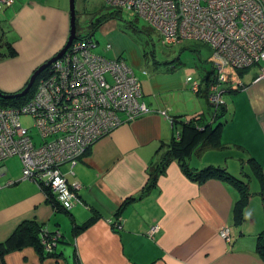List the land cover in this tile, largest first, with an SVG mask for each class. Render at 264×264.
Listing matches in <instances>:
<instances>
[{"label": "crops", "instance_id": "crops-1", "mask_svg": "<svg viewBox=\"0 0 264 264\" xmlns=\"http://www.w3.org/2000/svg\"><path fill=\"white\" fill-rule=\"evenodd\" d=\"M69 6L70 0H16L0 10L2 52L9 46L15 52L0 56L2 92L22 89L32 72L63 47ZM94 31L104 41L101 52L127 57L140 80L141 99L151 111L123 121L73 166H62L67 180L79 184L82 200L69 209L58 207L37 182L22 178L21 164L11 172L9 158L2 161L0 242L25 220L42 225L41 236L45 231L60 233L55 255L41 258L27 245L6 253L3 264H264L256 248L264 235V78L256 79L264 61L237 70L224 85L217 140L200 146L188 160L195 171L215 167L230 176L197 181L173 159L140 195L174 133L168 116H205L199 99L203 95L190 89L182 67L154 65L146 70L140 48L115 19L108 18ZM8 180L14 183L7 185ZM238 181L247 184L246 195ZM114 222L120 223L119 229ZM153 224L159 229L150 237L147 231ZM224 226L229 227V241L220 236Z\"/></svg>", "mask_w": 264, "mask_h": 264}, {"label": "built area", "instance_id": "built-area-1", "mask_svg": "<svg viewBox=\"0 0 264 264\" xmlns=\"http://www.w3.org/2000/svg\"><path fill=\"white\" fill-rule=\"evenodd\" d=\"M104 1L114 9L145 19L160 34L163 44L187 38L209 45L207 62L212 74L208 81L191 76L185 80L194 93H202L216 107L225 104L223 87L237 70L264 61V0ZM15 2L0 0V10ZM97 45L90 36L77 37L37 76L25 101L18 105L0 103V175L2 161L17 156L22 178L37 182L62 209L82 203L79 184L67 180L62 166H73L98 138L123 121L151 111L141 99V83L132 67L123 57L110 58L96 52ZM261 78L264 67L256 77ZM161 113L168 116L165 110ZM22 116L31 119L38 142L31 127L23 125ZM168 119L175 127L173 117ZM174 131L178 138L180 128ZM113 226L119 229L120 223ZM158 229L159 225L153 224L147 234L153 237ZM219 233L225 241L230 240L228 226ZM59 238L58 231H45L41 238L45 251H52Z\"/></svg>", "mask_w": 264, "mask_h": 264}, {"label": "rangeland", "instance_id": "rangeland-1", "mask_svg": "<svg viewBox=\"0 0 264 264\" xmlns=\"http://www.w3.org/2000/svg\"><path fill=\"white\" fill-rule=\"evenodd\" d=\"M75 9L77 37L85 38L91 34V38L98 41L95 51L111 58V56L101 52V48L103 49L105 44L103 45L104 41L100 37L99 32L94 31V24L104 15L113 11L114 8L107 5L104 0H75ZM113 19H115L119 30L126 36L133 38L136 45L140 48L144 57L143 65L146 67V70L154 65L162 67L164 65L174 64L176 67L184 68L185 75L198 78L199 80L203 78L202 76H205L204 74H207L203 79L205 80L204 82L208 81L211 71L209 62L206 61L211 54V47L209 45L187 38L172 45L163 44L160 34L145 19L131 15V13L125 10H120L119 17ZM1 46L0 52H2ZM121 56L135 71L127 57L124 55ZM187 76H185V79ZM224 97L225 95L223 94V99H225ZM199 99L202 101V108L205 110V120L208 123L212 122L213 125H216L218 118L216 117L213 120L215 106L210 104L204 95L199 97ZM21 121L23 125L31 127L34 140L38 142L39 135L35 128L32 127L31 119L28 116H22ZM20 164L17 156L9 157L7 161L8 169L11 172H16V169L20 168Z\"/></svg>", "mask_w": 264, "mask_h": 264}, {"label": "trees", "instance_id": "trees-1", "mask_svg": "<svg viewBox=\"0 0 264 264\" xmlns=\"http://www.w3.org/2000/svg\"><path fill=\"white\" fill-rule=\"evenodd\" d=\"M119 15L120 10L114 9L113 11L100 18L97 23L94 24V26L96 27L100 25L108 18H118ZM14 53V50L9 46L8 52H0V56L13 55ZM33 87L34 85L32 86L29 94L26 96L13 99L0 98V103L3 105H18L29 97L30 93H32L31 91H33ZM224 109V105L216 107L213 120H215L216 117L220 119ZM172 117L175 121L174 128H180L178 138L176 137L174 131L170 142L166 145L167 149L165 153L161 156L159 163L155 166V169H153V171H150V182L147 186V189L144 190V192L140 193V195L147 193L148 189L154 186L157 176L161 172H163L166 164L173 159L177 160L182 166L183 170L197 181H203L209 176L215 175L225 178L230 176L229 173L225 170H221L215 167H204L202 169H199L198 171H195L191 169L188 164V160L200 146L204 145L205 143H215L219 132L220 122H217L216 125H213L212 122L208 123L205 120V116L203 114L194 115L188 119H182L181 115ZM238 184L242 194L246 195L248 193L247 184L241 181H238ZM50 199L52 202H54L53 197H50ZM54 205L58 206L56 202H54ZM42 230V225L38 224L34 220L22 221L7 239L0 242V264H3V257L6 253L12 250L20 249L27 245L34 246L40 254L41 258L55 255V246L52 247V251H45L44 244L41 241ZM257 240V251L262 256H264V235H260Z\"/></svg>", "mask_w": 264, "mask_h": 264}, {"label": "water", "instance_id": "water-1", "mask_svg": "<svg viewBox=\"0 0 264 264\" xmlns=\"http://www.w3.org/2000/svg\"><path fill=\"white\" fill-rule=\"evenodd\" d=\"M69 12H70V28H69V35L67 37L66 43L63 45V47L52 57L48 58L46 61L41 63L30 75L27 83L25 86L20 89L17 92L14 93H5L0 90V98L4 99H13L17 97H22L26 95L30 88L33 86L35 79L37 76L44 71L47 67L50 66V64L55 61L57 58H59L65 51L66 49L70 46L72 41L77 38L76 30H77V25H76V9H75V4L74 0H70V6H69ZM91 36V34L89 35Z\"/></svg>", "mask_w": 264, "mask_h": 264}]
</instances>
